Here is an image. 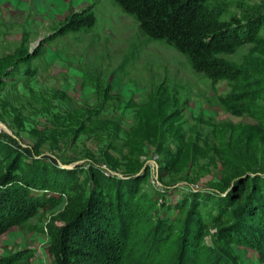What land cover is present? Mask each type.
<instances>
[{
	"label": "rangeland",
	"instance_id": "1",
	"mask_svg": "<svg viewBox=\"0 0 264 264\" xmlns=\"http://www.w3.org/2000/svg\"><path fill=\"white\" fill-rule=\"evenodd\" d=\"M217 2L225 18L251 9L264 19V0ZM256 38L222 58L263 70L264 20ZM261 88L246 97L195 72L176 49L143 35L114 0H0V202L15 201L18 210L0 220V264H55L49 233H60L66 210L88 196L91 166L108 177H142L138 195L154 204L155 215L151 229L148 220L133 228L137 244L180 239L185 202L200 198L202 243L225 248L219 233L226 216L215 221L220 204L201 202H218L238 170L264 172ZM234 106L255 115H233ZM10 140L34 156L21 157L19 169L2 150ZM49 162L64 170L68 189L27 185ZM19 188L41 203L30 207ZM102 201H111L105 191ZM158 221L170 234L146 236ZM229 248L237 264H262L253 248ZM128 254L134 264L147 258Z\"/></svg>",
	"mask_w": 264,
	"mask_h": 264
},
{
	"label": "trees",
	"instance_id": "2",
	"mask_svg": "<svg viewBox=\"0 0 264 264\" xmlns=\"http://www.w3.org/2000/svg\"><path fill=\"white\" fill-rule=\"evenodd\" d=\"M114 1L125 13L134 16L143 35L150 40L164 41L176 49L186 57L195 72L213 82L226 81L232 91H241L246 97L250 96L249 92L264 86V69L248 66L246 62L236 65L222 58L240 46L256 41L264 20L260 13L247 9L240 17L225 18L217 0ZM229 97H234L233 92ZM229 111L239 116L255 115L247 107L234 106ZM2 150L14 157L16 169L20 168L21 157L34 158L30 151L12 140L3 143ZM64 174L55 162H49L44 169L34 170L33 178L25 181L41 190L62 192L69 184ZM88 174L93 187L88 196L75 210H66L64 219L67 224L60 233H49L55 264H71V257L77 258L78 264L85 257L92 260L90 264H134L127 258L129 256H125L126 252L145 254L147 258L141 261L138 258L135 264H147L146 261L153 264H237L228 253L230 244L255 249L264 264V172L238 170L235 177L226 180L227 189L223 197L218 196V202L213 198L201 202L213 207L220 204L216 222L226 216V226L219 233V239L224 240L223 249L202 243L205 222L197 212L200 198L198 202L191 199L185 202L190 204V210L183 221L180 239L168 243V239L159 238L161 243L155 248L151 247L153 239L147 245V241L142 246L137 244L139 238H131L133 228L138 229L140 221L146 220L150 226L155 215L152 211L154 204L141 200L138 195L142 177H108L94 166L90 167ZM20 190L16 189V194L29 201L30 207L41 201L39 198L27 199ZM104 191L111 200L107 207L102 201ZM1 201L4 204L0 202V220L9 219L18 212L11 206L15 201L10 204ZM160 221L154 222L153 234L151 230L146 236L158 231L168 232Z\"/></svg>",
	"mask_w": 264,
	"mask_h": 264
},
{
	"label": "water",
	"instance_id": "3",
	"mask_svg": "<svg viewBox=\"0 0 264 264\" xmlns=\"http://www.w3.org/2000/svg\"><path fill=\"white\" fill-rule=\"evenodd\" d=\"M0 127H2V126L0 125Z\"/></svg>",
	"mask_w": 264,
	"mask_h": 264
}]
</instances>
